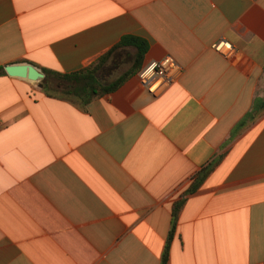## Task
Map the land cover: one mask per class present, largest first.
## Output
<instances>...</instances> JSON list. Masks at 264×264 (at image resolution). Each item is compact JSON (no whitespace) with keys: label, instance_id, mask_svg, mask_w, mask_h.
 <instances>
[{"label":"crops","instance_id":"0c3cea01","mask_svg":"<svg viewBox=\"0 0 264 264\" xmlns=\"http://www.w3.org/2000/svg\"><path fill=\"white\" fill-rule=\"evenodd\" d=\"M127 36L181 79L84 105L0 73V264H162L182 200L167 264H264V0H0L3 69L80 72Z\"/></svg>","mask_w":264,"mask_h":264},{"label":"trees","instance_id":"16d2710c","mask_svg":"<svg viewBox=\"0 0 264 264\" xmlns=\"http://www.w3.org/2000/svg\"><path fill=\"white\" fill-rule=\"evenodd\" d=\"M125 47H133L136 49V54L134 56V66L133 68L125 74L118 81L111 85H104L98 78V73L104 66V64L112 57V55L119 49ZM149 50V46L146 40L138 38L135 36H127L122 39V41L106 56L101 58L95 64H92L88 68L72 73V74H58L50 73L47 74V82L44 85L47 91H50V81L56 79L59 84L64 89L61 93L65 96L74 97L79 102L84 105L90 103L93 99L110 94L118 90L124 82L129 78L137 74L144 63L145 56ZM0 73L4 74V69L0 68ZM215 165L205 169L199 178L194 182V184L187 191L188 194L196 192L205 182L210 173L214 170ZM184 200L177 202L173 207V220L171 230L167 239L165 246V251L162 258V264H167L170 258V250L175 235L177 233V225L179 220V214L182 207L184 206Z\"/></svg>","mask_w":264,"mask_h":264},{"label":"built area","instance_id":"2783aa9c","mask_svg":"<svg viewBox=\"0 0 264 264\" xmlns=\"http://www.w3.org/2000/svg\"><path fill=\"white\" fill-rule=\"evenodd\" d=\"M213 49L227 58H232L236 53V48L226 40L216 42ZM183 74L180 64L172 56H166L147 64L139 73V79L142 86L156 96L178 82Z\"/></svg>","mask_w":264,"mask_h":264},{"label":"water","instance_id":"95a60500","mask_svg":"<svg viewBox=\"0 0 264 264\" xmlns=\"http://www.w3.org/2000/svg\"><path fill=\"white\" fill-rule=\"evenodd\" d=\"M4 72L13 78L26 79L44 85L47 82V73L31 64H16L6 66Z\"/></svg>","mask_w":264,"mask_h":264},{"label":"rangeland","instance_id":"374dc122","mask_svg":"<svg viewBox=\"0 0 264 264\" xmlns=\"http://www.w3.org/2000/svg\"><path fill=\"white\" fill-rule=\"evenodd\" d=\"M133 63H134V53H129L123 57V59H122V65L123 66L121 67V70L119 72H117L113 77L109 76V75L107 76V74L103 71V69L100 70V72L98 73V77L100 78V80H102V82L104 84H110L113 81H115L116 79H118L119 77H121L122 75H124L126 72H128L131 69V67L133 66ZM58 84H59V82L56 79H52V81H50V91L54 95H61L62 94L60 92L61 89L58 88ZM44 85H42V86H44ZM74 99H76V98H74Z\"/></svg>","mask_w":264,"mask_h":264},{"label":"flooded vegetation","instance_id":"af4514ba","mask_svg":"<svg viewBox=\"0 0 264 264\" xmlns=\"http://www.w3.org/2000/svg\"><path fill=\"white\" fill-rule=\"evenodd\" d=\"M118 67H119V66L115 65V66H113V68H112V69H114V68H118ZM58 88H60V89H61V91H60V92H62V91L64 90L60 84H58Z\"/></svg>","mask_w":264,"mask_h":264}]
</instances>
